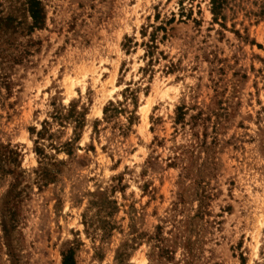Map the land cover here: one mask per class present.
Wrapping results in <instances>:
<instances>
[{"label": "rangeland", "instance_id": "1", "mask_svg": "<svg viewBox=\"0 0 264 264\" xmlns=\"http://www.w3.org/2000/svg\"><path fill=\"white\" fill-rule=\"evenodd\" d=\"M0 0V264H264V0Z\"/></svg>", "mask_w": 264, "mask_h": 264}, {"label": "trees", "instance_id": "2", "mask_svg": "<svg viewBox=\"0 0 264 264\" xmlns=\"http://www.w3.org/2000/svg\"><path fill=\"white\" fill-rule=\"evenodd\" d=\"M211 2V12L217 17L222 7V0H210ZM27 10L31 18L30 30L34 28H40L44 24L45 12L43 4L40 0H27ZM12 21L9 16L0 17V24L3 23L8 27V23ZM61 264H75L74 252L69 249L62 254Z\"/></svg>", "mask_w": 264, "mask_h": 264}]
</instances>
